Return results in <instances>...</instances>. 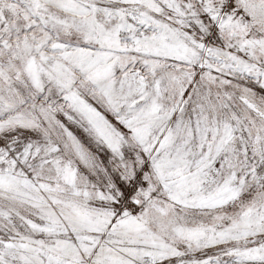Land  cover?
Wrapping results in <instances>:
<instances>
[{"label":"snow or ice","instance_id":"obj_1","mask_svg":"<svg viewBox=\"0 0 264 264\" xmlns=\"http://www.w3.org/2000/svg\"><path fill=\"white\" fill-rule=\"evenodd\" d=\"M0 264H264V0H0Z\"/></svg>","mask_w":264,"mask_h":264}]
</instances>
